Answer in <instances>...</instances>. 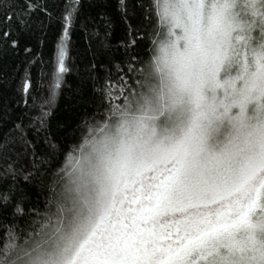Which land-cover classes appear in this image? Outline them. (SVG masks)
<instances>
[{
    "label": "snow or ice",
    "instance_id": "1",
    "mask_svg": "<svg viewBox=\"0 0 264 264\" xmlns=\"http://www.w3.org/2000/svg\"><path fill=\"white\" fill-rule=\"evenodd\" d=\"M78 3L67 0L60 17L47 101L28 125L23 113L14 122L12 135L25 144L26 128L47 130ZM121 7L126 17L124 0ZM0 9L3 50L18 46L46 4L0 0ZM148 19L147 36L129 23L105 45L135 84L129 89L119 72L102 83L101 118L78 125L79 143L52 174L46 210L23 237L7 230L0 264H264V0H151ZM30 87L26 73L17 91ZM115 92L120 103H112ZM13 142L5 135L0 143L6 163ZM32 167L39 171L35 159ZM4 172L15 179L19 170L8 163ZM15 211H23L19 202Z\"/></svg>",
    "mask_w": 264,
    "mask_h": 264
},
{
    "label": "trees",
    "instance_id": "2",
    "mask_svg": "<svg viewBox=\"0 0 264 264\" xmlns=\"http://www.w3.org/2000/svg\"><path fill=\"white\" fill-rule=\"evenodd\" d=\"M15 3L22 7L24 0H15ZM39 3L46 4V11L32 14L31 29L21 32L18 46L0 50V143H3L5 135L10 141H15L10 143L7 163L0 154V193L10 195L7 204L0 201V244L9 228H14L23 237L26 230H30L36 213L46 210L50 194L48 185L54 179L52 174L64 164L71 146L79 143L78 125L92 116L101 118L100 114L108 104V99L99 91L106 78L110 75L115 80L119 72V76L128 82L129 89L135 84L127 65L115 66L122 58L120 54L105 48V45L116 44L124 37L129 23L134 28L142 27V36H147L152 29L148 19L151 0H124L126 17L121 0H79L78 12L67 38V71L62 75L61 86L56 90L50 107H46L50 113L47 130L37 135L33 128H26L28 143L25 144L14 137L11 130L14 122H20L17 117L22 113L25 114L24 123L28 125L49 97L52 58L61 35L60 17L67 0H39ZM49 13L51 19L48 18ZM11 27L15 39L16 32L20 31L15 19ZM7 29L4 12L0 9V31ZM7 43L10 45L11 41ZM150 46V40L144 39L139 48L141 59L150 55ZM97 64L101 65L98 69L94 67ZM26 73L31 85L29 93L17 91ZM120 102L119 93L115 92L112 103ZM5 108L8 116L4 115ZM34 159L40 165L38 172L32 167ZM44 159L47 162H43ZM8 163L19 170L15 179L11 172H4ZM28 172L32 175L25 180L24 174ZM21 191L25 193L24 199L18 195ZM17 202L23 209L22 213L15 211Z\"/></svg>",
    "mask_w": 264,
    "mask_h": 264
}]
</instances>
